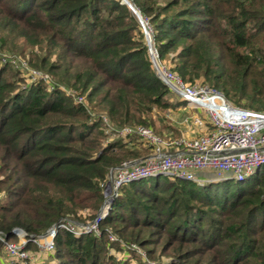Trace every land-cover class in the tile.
Instances as JSON below:
<instances>
[{
  "label": "trees",
  "instance_id": "16d2710c",
  "mask_svg": "<svg viewBox=\"0 0 264 264\" xmlns=\"http://www.w3.org/2000/svg\"><path fill=\"white\" fill-rule=\"evenodd\" d=\"M130 1L162 66L264 111V0ZM0 54L48 77L0 63V233L15 241L14 228L40 235L62 218L91 222L109 170L150 151L136 136L107 140L101 116L154 128V115L175 107L140 24L122 0H0ZM160 119L155 133L167 137ZM98 232L59 229L49 252L28 242L30 264H264V168L243 182L126 183ZM3 247L0 264H21Z\"/></svg>",
  "mask_w": 264,
  "mask_h": 264
},
{
  "label": "built area",
  "instance_id": "2783aa9c",
  "mask_svg": "<svg viewBox=\"0 0 264 264\" xmlns=\"http://www.w3.org/2000/svg\"><path fill=\"white\" fill-rule=\"evenodd\" d=\"M144 29L149 31L146 21ZM150 32V31H149ZM156 59L154 71L159 79L188 106L201 110L202 116H189L184 123L197 128L208 127L205 133L192 138L161 137L148 126L115 127L105 116L107 137L136 136L150 149L143 158L128 160L111 168L103 190L100 214L91 222L81 223L62 218L55 228L47 229L44 236L27 235L19 228L12 229L15 241H7L0 233L6 259L30 264L35 257L26 248L27 242L36 245L39 252L53 250V239L59 229L73 235L98 232V224L104 218L119 188L129 182L152 177H169L194 181L198 184L222 180L243 182L264 168V111L234 105L220 91L198 82L186 83L176 73L162 66ZM2 63H9L28 73L29 80L48 81L46 74L27 67L16 55L0 54ZM20 66V68L18 66ZM71 93L75 101L84 103L83 97ZM110 239H113L111 236ZM142 254V253H141Z\"/></svg>",
  "mask_w": 264,
  "mask_h": 264
},
{
  "label": "rangeland",
  "instance_id": "374dc122",
  "mask_svg": "<svg viewBox=\"0 0 264 264\" xmlns=\"http://www.w3.org/2000/svg\"><path fill=\"white\" fill-rule=\"evenodd\" d=\"M142 18V17H141ZM142 20H143V22H145V20L142 18ZM141 26V25H140ZM141 28H142V26H141ZM142 30H143V28H142ZM144 33V32H143ZM20 60H23L24 61V59H22L21 57H19V56H17ZM24 62H26V61H24ZM0 63H2L1 62V60H0ZM26 65H27V67L28 68H30V69H32L31 67H29L28 66V64L26 63ZM18 66V65H17ZM14 68H17V67H15V66H13ZM19 68H20V66H18ZM167 68V67H166ZM170 67L168 66V68L167 69H169ZM21 70V69H20ZM23 73H25L27 76H28V73L27 72H25L24 70H21ZM196 82H198V83H200V84H205V83H203V82H201L200 80H197ZM65 88V87H64ZM66 90H68V91H72V89H70V88H65ZM170 90V89H169ZM165 98L167 99V100H169L171 103H173L175 106H176V102H177V99H179L171 90L167 93V95L165 96ZM180 100V99H179ZM178 106V105H177ZM176 106V107H177ZM155 114H157V113H155ZM161 115H154V128H152L153 130L155 129V127H157V128H159V127H161V126H163L162 125V121H161V117H163V118H165V122H164V124H166L167 126H169L168 128H166L165 130H163V133H164V135H168L169 137H172V138H178L179 137V134L181 133V131H182V129H181V127H184L183 126V124H181L182 123V119L181 118H183L182 117V114H181V111H179V110H176V109H170V110H166L164 113H160ZM159 116H161V117H159ZM201 116V115H200ZM155 131V130H154ZM175 135H178V136H175ZM109 138H107V140H108ZM162 177V176H161ZM164 177V176H163ZM230 183L231 182H234V180H228ZM72 220V219H71ZM75 221V220H74ZM77 222H79V221H77ZM82 223V222H81ZM94 233V232H93ZM95 234V233H94ZM16 239H18V241H19V238H16ZM10 242V241H9ZM28 243V242H27ZM27 245V244H26ZM30 252V251H29ZM31 252L33 253V250H31ZM30 252V253H31ZM117 256H118V254L116 253V251H113ZM141 255H143V254H141ZM3 256H4V258L6 259V255H5V249H4V247H3ZM33 256L34 257H36L34 254H33ZM119 257V256H118ZM38 258H40L39 256H38ZM8 260V259H7ZM34 260H36V258L34 259Z\"/></svg>",
  "mask_w": 264,
  "mask_h": 264
},
{
  "label": "crops",
  "instance_id": "0c3cea01",
  "mask_svg": "<svg viewBox=\"0 0 264 264\" xmlns=\"http://www.w3.org/2000/svg\"><path fill=\"white\" fill-rule=\"evenodd\" d=\"M179 102V103H178ZM177 107L175 106L173 109L179 110L181 111L182 114V123L184 127H181L182 131L179 134V137H184V138H192L195 137L197 135H200L202 133H205L206 130L208 129V127L205 128H197L194 126H190L189 124L187 125L186 123H184V119L189 116H197V115H203V113L201 112V110L196 109V108H192L190 106H188L184 101L177 99ZM168 136V135H167Z\"/></svg>",
  "mask_w": 264,
  "mask_h": 264
},
{
  "label": "water",
  "instance_id": "95a60500",
  "mask_svg": "<svg viewBox=\"0 0 264 264\" xmlns=\"http://www.w3.org/2000/svg\"><path fill=\"white\" fill-rule=\"evenodd\" d=\"M128 7L129 9L131 10V12L134 14V16L136 17V20L138 21V23L142 26L143 28V32H144V35H145V39L147 41V46H148V53H149V57H150V60L152 62V65H153V68H155V65H156V59H155V56H154V53H153V44H152V37L150 35V32L147 31V29H144V26H143V20L141 18V16L139 15L138 11L136 10V8L134 7L133 3L130 1V0H122ZM100 210L98 211L96 217L99 216L100 214ZM59 221L55 222L54 224H52L49 229H52V228H55L57 225H58ZM21 231V229H18ZM46 232H43L42 234H40V236H44ZM12 235H15L14 232L12 233Z\"/></svg>",
  "mask_w": 264,
  "mask_h": 264
}]
</instances>
